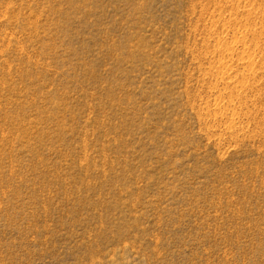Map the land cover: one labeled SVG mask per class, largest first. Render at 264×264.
Masks as SVG:
<instances>
[{
	"label": "rangeland",
	"instance_id": "1",
	"mask_svg": "<svg viewBox=\"0 0 264 264\" xmlns=\"http://www.w3.org/2000/svg\"><path fill=\"white\" fill-rule=\"evenodd\" d=\"M263 7L0 0V264H264Z\"/></svg>",
	"mask_w": 264,
	"mask_h": 264
},
{
	"label": "bare ground",
	"instance_id": "2",
	"mask_svg": "<svg viewBox=\"0 0 264 264\" xmlns=\"http://www.w3.org/2000/svg\"><path fill=\"white\" fill-rule=\"evenodd\" d=\"M255 3V2H254ZM250 6V5H249ZM252 6V7H251ZM250 7V9H247V12H246V16L248 15V16H250L251 15V13H254L253 11L256 9V8H254L253 7V5H251ZM258 6H259V4H258ZM234 8V7H233ZM237 8V7H236ZM234 9L233 11L235 12V14L237 15V13L239 12L238 11V9H239V7L237 8V9ZM259 8H260V6H259ZM264 8V7H263ZM258 9V8H257ZM260 10V9H259ZM245 11V10H244ZM262 11V10H261ZM256 12H258L257 10H256ZM263 12H264V10H263ZM258 14H260V12L258 13ZM261 16L263 15V13L262 14H260ZM230 17V16H229ZM262 17H264V16H262ZM261 17V18H262ZM231 18V17H230ZM236 18V17H235ZM258 18V17H257ZM237 19V18H236ZM248 19H249V17H248ZM251 19V18H250ZM234 20V19H233ZM262 20V21H261ZM261 20H258V21H261L262 22V24H264V19L262 18ZM227 21V20H226ZM229 21H231V20H229ZM250 21V20H249ZM253 21L254 20H252V22L250 21V23H248L247 22V24L246 25H244V26H246V27H244L243 26V32L245 31V33H247V34H249V35H251L252 37H253V44L252 45H254V48H256L257 46H259L258 45V39H260V36H261V29H262V27H264V26H262L261 25V23H260V25H261V28H260V30L256 27V25L254 24L253 25ZM256 21L257 20H255V23H256ZM234 24V23H233ZM242 27V26H241ZM225 28V27H224ZM228 28V27H227ZM264 29V28H263ZM242 32V31H241ZM239 33L240 34V36H241V38H240V40L241 41H244V39L245 38H247V40H248V37H245L246 35H244L245 33ZM238 33V32H237ZM218 40H221V39H218ZM227 40V39H226ZM238 40V39H237ZM223 41H225V40H223ZM240 41V42H241ZM245 42V41H244ZM247 42V41H246ZM225 44V43H224ZM230 44H231V42H230ZM246 43H244V45H245ZM226 45H227V42H226ZM232 45V44H231ZM235 45V44H234ZM237 45V44H236ZM242 45V44H241ZM252 45H251V47H252ZM217 46H225V45H223L222 44V42L221 41H219L218 43H217ZM262 46V45H261ZM226 47V46H225ZM229 46L227 45V47H226V49L228 48ZM237 47V46H236ZM250 47V46H249ZM264 47V46H263ZM230 48V47H229ZM234 48V47H233ZM232 49V48H231ZM242 48H240V50H241ZM246 49V48H245ZM241 50L240 51V54H241V56L244 58V57H246V61H244V63L242 62V63H240V65L242 66V67H244L243 69H246L247 68V70H248V72H250V74L251 73H253V72H255V68H256V70H257V65H255V63H254V60H253V56L251 57V53H253V52H248V50L246 51V50ZM247 49H249L248 48V46H247ZM262 49V48H261ZM230 50V49H229ZM250 50V49H249ZM224 51V50H223ZM238 51H239V49H238ZM259 51V50H258ZM263 51V50H262ZM221 53H222V51H221ZM234 53H236V52H234ZM221 58H223V57H221ZM221 58H220V60H219V63H218V61H217V63H218V69H225V70H229L230 69V67H229V65L228 64H226L224 61H221ZM240 58V57H239ZM263 59V58H262ZM239 60V59H238ZM244 59H242V61H243ZM262 61V60H261ZM260 61V62H261ZM264 61V60H263ZM262 61V63H260V65L258 66L259 67V69L260 70H264V62ZM228 62V61H227ZM232 65V64H231ZM230 65V66H231ZM237 66H238V64H237ZM236 66V67H237ZM233 67V66H232ZM246 67V68H245ZM239 67H237V69H238ZM233 69V68H232ZM239 69H241V67L239 68ZM258 69V70H259ZM231 70V69H230ZM237 71V70H236ZM248 75V74H247ZM263 75H264V73H263ZM227 78V77H226ZM225 78V79H226ZM224 79V77L222 76V78H220V79H217V83H220V84H223V85H225V86H227V87H229L230 85H231V83H233V82H228L229 80H231V79H226L225 80ZM228 80V81H227ZM241 82H243L244 83V80L243 81H241ZM235 83V82H234ZM245 84V83H244ZM243 84V85H244ZM218 85V84H217ZM245 85H247L246 87H248V85L249 84H245ZM232 86V85H231ZM245 87V88H246ZM259 91V90H258ZM258 93V92H257ZM231 95V94H230ZM215 101V100H214ZM221 101V100H220ZM256 101V100H255ZM253 104V103H252ZM213 107H214V111H215V113H220L221 111V109H222V107H221V105L218 103V102H215L214 104H213ZM212 107V108H213ZM238 116V115H237ZM234 117H236V112H233L232 113V117H231V119H230V121L232 120V123H233V125H234ZM232 123H231V125H232Z\"/></svg>",
	"mask_w": 264,
	"mask_h": 264
}]
</instances>
